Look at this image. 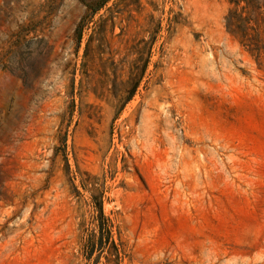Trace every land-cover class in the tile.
<instances>
[{
  "label": "rangeland",
  "instance_id": "obj_1",
  "mask_svg": "<svg viewBox=\"0 0 264 264\" xmlns=\"http://www.w3.org/2000/svg\"><path fill=\"white\" fill-rule=\"evenodd\" d=\"M97 1L0 0V264L107 263L92 198L119 264H264V65L228 0H109L78 46Z\"/></svg>",
  "mask_w": 264,
  "mask_h": 264
},
{
  "label": "trees",
  "instance_id": "obj_2",
  "mask_svg": "<svg viewBox=\"0 0 264 264\" xmlns=\"http://www.w3.org/2000/svg\"><path fill=\"white\" fill-rule=\"evenodd\" d=\"M109 0H98L95 5H87L85 13L81 16L73 31V40L79 46L82 39L83 30L89 23H92V33L104 37L103 30L110 21L114 25V15H109L105 19L99 18L93 21L94 16L103 8ZM230 8L225 15L226 32L233 37L238 44L247 51L257 63V66L264 65V0H228ZM111 26V27H112ZM161 25H157V33L160 31ZM92 35L88 40L90 43ZM90 44H87V51L84 58L89 61L100 60L103 54L98 49L89 52ZM148 59L143 61L141 69L138 73H129L124 85L127 89H123L118 95V104L122 109L136 94L141 82L144 79ZM93 215L92 221L95 222L96 232L92 233L83 245V251L86 256L92 255L94 252L106 253L107 263L119 264L121 258V250L113 238L112 222L104 215L102 210V201H96L92 198ZM97 264V263H95Z\"/></svg>",
  "mask_w": 264,
  "mask_h": 264
}]
</instances>
